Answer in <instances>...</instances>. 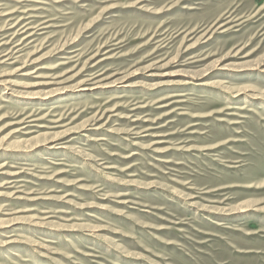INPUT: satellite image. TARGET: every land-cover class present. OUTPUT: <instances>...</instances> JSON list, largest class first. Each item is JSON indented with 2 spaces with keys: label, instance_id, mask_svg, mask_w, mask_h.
Wrapping results in <instances>:
<instances>
[{
  "label": "rangeland",
  "instance_id": "374dc122",
  "mask_svg": "<svg viewBox=\"0 0 264 264\" xmlns=\"http://www.w3.org/2000/svg\"><path fill=\"white\" fill-rule=\"evenodd\" d=\"M0 264H264V0H0Z\"/></svg>",
  "mask_w": 264,
  "mask_h": 264
}]
</instances>
